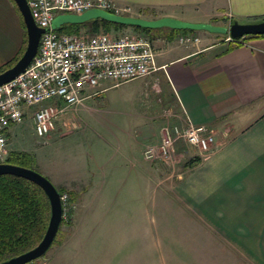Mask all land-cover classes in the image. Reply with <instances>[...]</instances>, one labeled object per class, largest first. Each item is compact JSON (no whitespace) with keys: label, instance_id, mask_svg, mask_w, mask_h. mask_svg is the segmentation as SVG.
Returning <instances> with one entry per match:
<instances>
[{"label":"crops","instance_id":"1","mask_svg":"<svg viewBox=\"0 0 264 264\" xmlns=\"http://www.w3.org/2000/svg\"><path fill=\"white\" fill-rule=\"evenodd\" d=\"M113 1L129 5L130 15H144L140 13L146 9L156 17L168 15L221 25H228L233 18L249 21L264 16V0ZM193 33L196 41L164 39L159 43L154 50L156 68L140 77L147 89L156 86L162 97L151 108L158 113L152 112L153 118L163 115L156 118L154 131L148 127L135 133L125 130L115 135L111 146L94 145L83 164L68 161L76 170L57 175L50 160L45 161V172L54 185L67 189L77 200L84 217L99 216L94 224L109 216L112 220L127 218L134 189L141 195L136 197L140 211L148 213L149 164L156 162L143 159L142 147L157 141L164 126L180 124V119L205 124L214 133L211 148L197 161L185 164L173 179L162 176L161 182L167 183L171 197L201 221L203 229L235 251L241 258L238 264H264V35L248 34L236 44L235 39H227L228 33L203 29ZM23 40L24 27L15 3L0 0V66L20 51ZM109 86L108 80H102L95 93ZM171 103L176 105L178 117H166ZM24 120L33 132L29 112ZM17 125L5 128L6 140L11 137V144L17 142L11 149L26 151L35 164L42 163L36 147L18 137ZM53 129L46 138L54 134ZM209 259L206 264H219V260Z\"/></svg>","mask_w":264,"mask_h":264},{"label":"rangeland","instance_id":"2","mask_svg":"<svg viewBox=\"0 0 264 264\" xmlns=\"http://www.w3.org/2000/svg\"><path fill=\"white\" fill-rule=\"evenodd\" d=\"M140 14L144 15H132L156 17L146 9ZM124 29L135 30L127 25L109 27L105 31L113 34ZM77 31L91 32L87 24L79 26ZM96 31L104 30L100 27ZM163 32L162 28L157 36L151 38L154 50H157L159 43L167 40ZM175 39L176 36L171 40ZM24 44L25 34L22 47ZM150 90L146 82L138 77L84 96L80 104L76 103L58 115L52 128L55 132L50 134V138L45 137L48 132L42 136L36 135L29 122L23 119L17 123L18 137L26 138L36 147V155L42 162L35 164L32 158L26 164L40 173L44 171L42 174L50 180L49 173L45 172L48 170L45 161H54L53 164L49 163L54 172L64 175L76 170L68 161L83 164L96 144L101 148L105 144L111 146L115 142V135L125 130L135 133L148 127L149 131H154L156 118L162 119L163 115L153 118L152 112L158 113L151 108L155 103H160L162 97L156 86ZM170 106L169 110H165L166 117L168 114L178 117L176 105L171 103ZM183 122L184 119L178 121L180 124ZM10 138L6 140L7 152L13 150L11 148L17 143L13 141L12 145ZM193 152L194 149L189 145L176 140L171 161L159 160L149 164L148 213L140 211V200L136 198L140 194L134 189L132 208L128 206L127 218L121 216V219L112 220L110 218L113 217L109 216L105 222L94 224L99 216L88 214L84 217L77 200L69 196V213L65 220L61 218L63 221L58 226L54 240L41 255L25 264H206L208 256L212 258L210 262L219 260V264L240 263L241 258L236 256L235 251L225 246L219 237L203 229L201 221L190 215L178 199L171 197L167 183L161 182L162 176L173 179L185 166L187 159L194 157ZM55 187L68 193L67 189L59 185ZM142 190L145 194V183Z\"/></svg>","mask_w":264,"mask_h":264},{"label":"built area","instance_id":"3","mask_svg":"<svg viewBox=\"0 0 264 264\" xmlns=\"http://www.w3.org/2000/svg\"><path fill=\"white\" fill-rule=\"evenodd\" d=\"M25 1L33 21L43 29L28 64L0 83V161H4L7 154L5 128L21 122L26 113L31 115L33 132L42 136L54 128L59 114L84 96L95 93L100 81L108 80L110 86H115L147 75L156 68L151 40L143 32L132 29L113 34L108 31L67 32L50 25L57 13L99 8L129 14V5L113 0ZM197 39L194 33L176 36L182 43ZM227 39L233 38L228 34ZM176 140L193 148V155L198 157L211 148L214 133L205 124H192L184 119L182 124L164 126L157 141L144 144L141 155L149 162H169ZM59 200L60 218L65 220L70 209L68 193L61 191Z\"/></svg>","mask_w":264,"mask_h":264},{"label":"water","instance_id":"4","mask_svg":"<svg viewBox=\"0 0 264 264\" xmlns=\"http://www.w3.org/2000/svg\"><path fill=\"white\" fill-rule=\"evenodd\" d=\"M13 2L16 5L24 25L25 45L21 54L14 62L0 70V83L15 76L28 64L36 51L38 36L43 29L33 21L25 0H13ZM93 17H101L116 23L137 24L145 27L167 26L176 29H203L212 32L228 33L233 39H238L248 34H264V18L249 21H239L233 18L228 25H221L208 21H190L168 15L146 18L137 15L114 13L99 8H88L79 13H57L52 17L50 25L52 27H58L66 22L81 23ZM0 173H10L31 180L42 189L48 200V220L38 242L32 247L0 261V264H23L41 255L50 245L60 221V192L45 175L31 167L0 161Z\"/></svg>","mask_w":264,"mask_h":264},{"label":"trees","instance_id":"5","mask_svg":"<svg viewBox=\"0 0 264 264\" xmlns=\"http://www.w3.org/2000/svg\"><path fill=\"white\" fill-rule=\"evenodd\" d=\"M262 18L264 16L255 17L253 20ZM84 24H87L88 30L91 31H96L100 27L105 31L109 27L118 28L129 25L133 29L143 32L150 40L152 37L157 36L162 28L164 29L163 37L167 40H171L178 34L193 33L195 31L191 28L145 27L137 24L116 23L101 17L89 18L81 23L66 22L56 27V29L67 32L76 31L79 26ZM239 39H235L236 44L240 42ZM23 48L24 46L14 57L3 63L0 66V70L11 65L21 54ZM197 160V156L188 158L186 164H192ZM4 161L30 167L26 162L31 161V155L22 150H9ZM57 190L61 192L62 188H57ZM69 196L70 199H73L71 194ZM48 215L49 204L47 197L37 184L18 175L0 173V261L36 244L46 227ZM62 221L60 218L58 226Z\"/></svg>","mask_w":264,"mask_h":264}]
</instances>
